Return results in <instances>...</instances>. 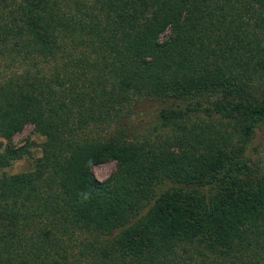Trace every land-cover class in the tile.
I'll return each mask as SVG.
<instances>
[{"label": "trees", "instance_id": "16d2710c", "mask_svg": "<svg viewBox=\"0 0 264 264\" xmlns=\"http://www.w3.org/2000/svg\"><path fill=\"white\" fill-rule=\"evenodd\" d=\"M0 60V264H264V0H0Z\"/></svg>", "mask_w": 264, "mask_h": 264}, {"label": "rangeland", "instance_id": "374dc122", "mask_svg": "<svg viewBox=\"0 0 264 264\" xmlns=\"http://www.w3.org/2000/svg\"><path fill=\"white\" fill-rule=\"evenodd\" d=\"M14 2L18 0H12ZM0 60V65H2ZM3 70L0 69V72ZM153 110V106L149 103L140 104L136 107V114L134 115V122L137 124L139 122V118L148 115L149 110ZM143 114V115H142ZM260 140L263 147H261L260 152L255 155V159L259 158L264 165V136H262L263 131L260 132ZM0 141L6 143L8 140L4 138L3 135H0ZM44 141V138L36 132L32 124H26L22 128L21 131L14 134L11 138V143L15 147L26 145L30 151V154L20 160L14 161L10 167L3 169L0 171L1 173L5 174H15V173H22V172H29L33 169L34 163L38 157L41 156V150L39 145ZM116 169V164L114 161L110 160L103 164L95 165L92 167V172L94 177L99 181L106 180Z\"/></svg>", "mask_w": 264, "mask_h": 264}]
</instances>
